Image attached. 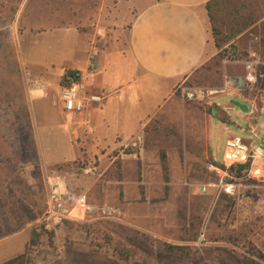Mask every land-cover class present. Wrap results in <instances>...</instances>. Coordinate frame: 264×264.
<instances>
[{
	"label": "rangeland",
	"instance_id": "obj_1",
	"mask_svg": "<svg viewBox=\"0 0 264 264\" xmlns=\"http://www.w3.org/2000/svg\"><path fill=\"white\" fill-rule=\"evenodd\" d=\"M232 1L245 4L241 15L253 11L255 21L259 22L257 26L263 27L264 0ZM99 3L100 0H0V234L25 222L19 209L21 204L30 206L37 215L42 213L47 197L45 174L41 172L43 163L49 170L55 168L54 164L75 159L79 148L84 150L80 129L90 136L89 128L94 126L101 147L86 144L89 152L98 149L103 154V144H112V129L103 130V111L97 110L89 115L88 122L82 121L79 114L72 116L62 111L55 83L49 81L48 89L44 85L43 93L47 90L48 96L43 97L31 91L37 86L31 87L21 78L22 67L26 68L22 54L27 52L32 53L36 64L53 70L58 67L56 60L60 52L66 54L65 59L72 53L75 56L68 58L66 66L78 64L72 59L85 60L88 47L84 45V34L79 37L58 26H68L72 14L78 18L80 29L93 31L97 28L94 18L99 12ZM220 18L223 35L228 34L234 19L225 12ZM99 29L98 38L103 34ZM254 34L263 41L264 27ZM235 40L229 43L237 45L240 59H250L253 55L250 45L259 42ZM261 45L260 53L264 56ZM91 55L90 63L95 70L87 84L98 91L104 77L103 55L98 52ZM243 62L222 61L215 66L212 60L207 63L211 69L200 67L195 71L181 86L201 89L204 100L183 99L177 90L175 97L163 104L159 114L146 125L141 155L129 156L130 151L121 147L110 150L100 160L96 155L82 153L74 162L59 165L62 170L75 168V182L87 193L94 209L83 222L65 223L61 232L52 234L50 244L48 236L43 235L34 250L38 256L48 254L47 264H109V259L118 258L119 251L126 249L132 256L127 264H173L175 261L176 264H246L248 259L264 264L253 255L256 252L264 255V157L254 164L255 173H246L236 181L237 190L233 195L216 191L215 183L221 174L209 169L210 164L222 167L229 138L240 137L251 146L258 141L264 144V111L255 114L252 122L235 107L227 112L226 123L216 117V96L240 92L251 98L264 90V64L254 66L256 81L249 83ZM21 87L31 91L26 98L27 110L23 109ZM5 88H11L12 94L7 95ZM114 97L109 98L110 103ZM227 97H222L221 102L228 103ZM99 107L103 109V103ZM251 125L258 138L249 134ZM161 152L167 160L168 182L164 181ZM88 167L95 169L83 174L80 168ZM123 176L139 193L136 199L127 194L130 204L124 202L125 193L120 184ZM202 186L206 187L204 193L200 192ZM133 207L144 214L148 211L164 214L168 222L140 224L151 233H165L168 240L133 228L131 221L125 219V213L130 214ZM100 208L103 215L98 211ZM180 214L185 215V227L179 223ZM190 221L194 223L193 230L189 229ZM201 233H204L203 240L199 239ZM193 234L196 239L189 241ZM199 241L202 244L197 247L191 245ZM165 245L181 246L184 250L171 254Z\"/></svg>",
	"mask_w": 264,
	"mask_h": 264
},
{
	"label": "crops",
	"instance_id": "obj_2",
	"mask_svg": "<svg viewBox=\"0 0 264 264\" xmlns=\"http://www.w3.org/2000/svg\"><path fill=\"white\" fill-rule=\"evenodd\" d=\"M208 1L210 0H100L99 12L97 17L94 18L97 21V28L93 31L87 32L80 29L77 25L78 18L72 14L68 26H58V28L62 27L73 31L79 37L84 34V45L88 47L85 60L72 59V61H77L78 64L73 67L66 66L68 58L75 56H73V53L68 54V58L65 59L66 54L60 52L56 60L58 67L53 70V68L48 69L41 64H36L32 58V53L22 54V64L29 68L28 72L26 68L22 67L21 78L23 82L24 79L26 81V78L39 80L47 85L48 89L49 81H52L55 83L57 91L66 70L79 69L86 72L89 68L90 58L93 59L91 54L98 52L103 55L104 77L103 84L102 82L100 84L102 86H99L98 91H96L93 86L87 84L88 90L94 93L98 92V95L103 97L101 102V104L103 103V109L99 107V104L96 107L93 106L96 104H86L83 111L79 113V119L82 118V121L88 122L89 115H93L97 110L103 111V130L112 129V144L111 146L103 144V154L98 153V149L93 153L89 152V149H87L89 143L95 145L96 148L97 146L101 147L98 137L94 134V126L89 128L91 129L90 136L86 135L84 129H80V137L83 139L81 145L84 150L79 148V153L75 159L52 166L58 168L59 165L64 163L74 162L82 153L91 157L96 155L98 158L100 157L98 159L100 160L102 157H106L110 150L121 148L131 136L143 127L146 128V125L159 114L163 104L175 97L177 89L195 71L217 57L219 49L214 43L205 7ZM76 3L73 2L75 5ZM258 23L255 25H258ZM98 27H100L99 31H103L102 37L99 38L97 35ZM248 35L253 40L258 41V37L254 33ZM94 48L97 49L96 52ZM76 54L78 55V53ZM252 54L250 59H239L237 61H254L256 65L264 64L263 55L253 52ZM223 62L230 63L234 61L224 60ZM94 70L95 67L92 73L87 76L86 83L88 79L93 78ZM44 76L47 78H44ZM101 89L102 91L99 92ZM31 91L43 97L48 96L47 90L45 94L40 90ZM31 91L28 92V90L20 88L24 110H27L26 98H29ZM263 91L251 98L240 92H237L236 95H218L215 98L218 100V108L227 113L233 111V106L230 103L231 99L239 100L247 106L256 100L259 106ZM5 93L11 95L12 89L5 88ZM113 96L115 97L111 99L110 103L109 98ZM222 97L229 98V102L222 103ZM69 115L74 116V114ZM254 116L255 114L247 111L244 118L252 122ZM76 130L77 128H74V131ZM71 140H74V138L71 137ZM105 141V136H103V142ZM45 168L48 167L43 163L42 170ZM131 183L124 176L120 182L123 185L124 202H127L126 204H130L127 199L128 193H131L128 194V197H132V199H136L139 194L131 186ZM125 219L131 221L130 225L141 232H148L149 235L166 241L169 238L165 233L163 235H160V233L155 234V232L151 233L144 226L146 222H168L169 219L162 213L148 211L144 214L143 211L133 207L130 214L125 213ZM34 223L23 225L9 234H0V264L25 251L32 231L31 226ZM140 223H144V225ZM64 227H60L56 234L61 232ZM179 242H183L185 245L189 243ZM200 244H202L201 241L193 242L191 245L197 247ZM34 248L37 249V246H32L33 250L30 255L31 259L36 262L34 264H47L45 261L48 254L45 257L43 254L38 256V252L34 251Z\"/></svg>",
	"mask_w": 264,
	"mask_h": 264
},
{
	"label": "built area",
	"instance_id": "obj_3",
	"mask_svg": "<svg viewBox=\"0 0 264 264\" xmlns=\"http://www.w3.org/2000/svg\"><path fill=\"white\" fill-rule=\"evenodd\" d=\"M93 59L90 58V61ZM230 61V60H229ZM236 62V61H234ZM246 68L245 79L249 83L256 81L254 74V66L256 62L247 61L244 62ZM93 65L90 63L86 72L79 69L66 70L58 85V102L61 109L66 114H79L83 111L86 104H101L103 97L97 93L91 92L87 87V76L92 73ZM27 83L31 87L37 86L33 90H40L44 92V83L41 81L32 80L26 78ZM178 94L183 99L189 101H203L204 92L201 89L187 88L180 86ZM260 105L256 103V100L251 102L248 106V112L251 114L260 115L264 111V91L260 100ZM249 134L255 138L258 135L254 126L249 128ZM145 147V127L135 133L129 138V140L122 146L123 150H128L129 156L136 157L137 154H142ZM123 157V154L121 155ZM126 156V155H124ZM264 157V144L257 142L253 146L247 145L240 137L229 138L224 147L221 166L209 165V169L221 174L220 179L215 183L216 191L223 192L228 195H233L237 190V183L242 177L235 176V169L238 165H243L247 162L250 163V167L247 173H255L253 170L254 164L258 159ZM95 168H80L83 174L92 172ZM72 167L70 170H62L59 168L42 170L45 174L44 179L47 189V197L44 203L43 211L40 217L33 224L35 231L43 233L46 237L50 233H56V231L67 222L80 223L86 220L89 213L92 212L94 206H91L88 202L87 193L79 187L76 180V171ZM206 187L202 186L200 192L204 193ZM103 215V208L98 209ZM204 233L199 236L200 240H203ZM34 264V262H29Z\"/></svg>",
	"mask_w": 264,
	"mask_h": 264
},
{
	"label": "trees",
	"instance_id": "obj_4",
	"mask_svg": "<svg viewBox=\"0 0 264 264\" xmlns=\"http://www.w3.org/2000/svg\"><path fill=\"white\" fill-rule=\"evenodd\" d=\"M205 7L207 10L209 23L211 26V33L213 36V40H214V43H215L217 49H219V53H218L217 57L213 60V61H215V66H219L220 63L224 60H231V61L239 60L240 54L237 50V45L235 43H229V42L235 38H236L235 41L236 42L238 41L239 43H240V41H243V40H246V41L251 40L252 41L253 38L247 37L248 34L249 33H252V34L256 33L260 28L263 29L264 23H262V25H261L263 27H258L257 25H255L257 21H255L254 13L251 10L248 11V14L246 16L241 15V10L245 9L246 5L243 3H239V4L234 3L232 0H210L206 3ZM223 12L232 16L234 19L233 20L234 23L230 25L229 33L224 34V35H223V32L221 31L220 26H219V22H221L220 17H221V14ZM255 36H256V34H255ZM258 42L259 43H253L252 45H250L253 53H260L261 50L259 48H260L261 43L264 46V40L262 41L261 39L258 38ZM206 67H208L207 63L202 66V68H206ZM208 69H211V68L208 67ZM216 117L222 123H226L228 120L227 113L220 108H217ZM160 163H161V168H162L163 175H164V181L168 182L167 160H166V156H165L164 152L160 153ZM249 167H250V163L247 162L243 165H238L236 168H232V170L235 169V176L236 177L244 178L246 176L247 171L249 170ZM19 209L25 217V222L23 224H21L19 227L35 222L41 215V214L37 215V213L34 212L33 209L28 205H22L21 204L19 206ZM179 216H180L179 217L180 225L185 227L186 226L185 215L180 214ZM189 225H190L189 229L193 230L194 223H192V221H190ZM18 228H15V229L10 230L8 232H5L3 234H9L12 231L17 230ZM42 234L43 233H38V232L36 233L35 229H32L31 234H30L29 243L26 246L25 251L22 254L14 257V258H11V259L4 261L2 264H28L32 260L30 257L31 251L33 250L32 246L33 247L37 246L38 242L41 239ZM49 235H48L47 239H48V242L50 244L51 238H52V233H50ZM193 235L190 237V239H188L189 241L191 239L192 240L196 239V234H193ZM165 247H166L165 249L169 250V252L171 254H173L172 251L184 250V247H181V246L165 245ZM34 250H37V249L34 248ZM253 255L257 258V260L263 261V263H264V255L262 253L256 252ZM173 256L176 259L181 258L177 255H173ZM130 257H132L130 254V251H127L126 249H122L119 251L118 258H116L114 256L111 259H109V264H120V263H118L119 261H121V264H127ZM56 262H58V261H56ZM52 264H56V263H52ZM173 264H176V261ZM246 264H259V263L254 261L253 259H248V262Z\"/></svg>",
	"mask_w": 264,
	"mask_h": 264
},
{
	"label": "water",
	"instance_id": "obj_5",
	"mask_svg": "<svg viewBox=\"0 0 264 264\" xmlns=\"http://www.w3.org/2000/svg\"><path fill=\"white\" fill-rule=\"evenodd\" d=\"M230 103L233 107L239 109L243 113H247V105L245 103L240 102L239 100L231 99ZM264 137V134H263Z\"/></svg>",
	"mask_w": 264,
	"mask_h": 264
}]
</instances>
